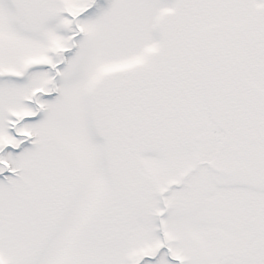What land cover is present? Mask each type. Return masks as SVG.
I'll return each mask as SVG.
<instances>
[{"label":"snow or ice","instance_id":"obj_1","mask_svg":"<svg viewBox=\"0 0 264 264\" xmlns=\"http://www.w3.org/2000/svg\"><path fill=\"white\" fill-rule=\"evenodd\" d=\"M0 264H264V0H0Z\"/></svg>","mask_w":264,"mask_h":264}]
</instances>
